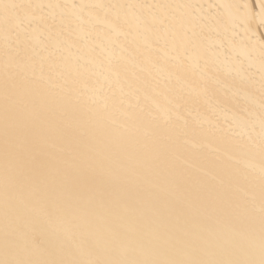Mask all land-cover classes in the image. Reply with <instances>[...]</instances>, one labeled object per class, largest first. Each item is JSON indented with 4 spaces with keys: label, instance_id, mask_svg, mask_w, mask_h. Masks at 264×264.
I'll list each match as a JSON object with an SVG mask.
<instances>
[{
    "label": "bare ground",
    "instance_id": "1",
    "mask_svg": "<svg viewBox=\"0 0 264 264\" xmlns=\"http://www.w3.org/2000/svg\"><path fill=\"white\" fill-rule=\"evenodd\" d=\"M0 264H264V0H0Z\"/></svg>",
    "mask_w": 264,
    "mask_h": 264
}]
</instances>
